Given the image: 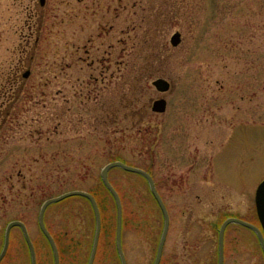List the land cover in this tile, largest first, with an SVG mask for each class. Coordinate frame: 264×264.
Returning <instances> with one entry per match:
<instances>
[{"label":"rangeland","instance_id":"rangeland-1","mask_svg":"<svg viewBox=\"0 0 264 264\" xmlns=\"http://www.w3.org/2000/svg\"><path fill=\"white\" fill-rule=\"evenodd\" d=\"M159 77L169 90L156 88ZM161 97L167 108L154 111ZM117 156L149 169L167 205L160 264H219L223 220L258 222L264 0H0V251L20 219L37 264H54L41 206L82 189L102 215L94 264H121L117 205L101 177ZM109 178L122 198L128 264H153L164 217L148 181L121 167ZM45 222L61 264H88V200L49 205ZM224 249L225 264H264L258 237L240 224L227 226ZM0 264H31L20 227Z\"/></svg>","mask_w":264,"mask_h":264},{"label":"water","instance_id":"water-1","mask_svg":"<svg viewBox=\"0 0 264 264\" xmlns=\"http://www.w3.org/2000/svg\"><path fill=\"white\" fill-rule=\"evenodd\" d=\"M40 1H41V4L45 3V0H40ZM181 38H182L181 32L176 31L171 37V43L173 45H178L181 42ZM29 73H30V70H27L24 73V76L27 77L29 75ZM153 84L160 91H167L170 89V86H171L170 81L163 78V77H159V78L155 79L153 81ZM152 108L154 111H158V112L165 111L167 108L166 98L161 97V98L156 99L153 102ZM113 167H121L127 171L140 173V174L144 175L149 182L151 191L154 194L156 200L158 201V203H159V205L163 211V214H164V228H163L162 235L160 238V242H159V246H158V250H157V255H156L155 261L153 263V264H160L162 254H163V250H164V245L166 242V238H167L169 226H170V215H169L168 208L164 202V199L162 198L161 194L159 193V191L156 187L154 178L150 172H148L147 170H145L139 166L128 164L122 160H114V161L107 163L103 167V169L101 171V175H102V179H103L105 185L108 187V189L113 194L115 201H116V205H117L116 242H117V249H118V252L120 254L122 264H128L126 254H125V251L123 248V243H122L123 205H122L121 196H120L118 190L115 188V186L113 185V183L109 179V171ZM73 195H83V196L87 197L91 201L93 208H94V211H95L96 231H95V236H94L91 254L89 257V261H88V264H94L96 252L98 249V243H99L102 223H101L100 208H99V205H98V202H97L95 196L92 193H90L86 190L73 189V190H69V191H66L64 193H61L60 195L49 197L48 199H46L44 201V203L42 204L41 210H40V214H39L40 226H41L42 231L44 232V234L47 236V238L49 239V241L51 243V246L53 249V254H54V264H60L59 249H58V246H57V243L55 241L54 236L52 235V233L50 232V230L48 229V227L45 223L44 216H45L46 208L50 204L61 201L65 198H67L69 196H73ZM255 200H256V208H257L258 216H259L263 230H261L257 225H255V224H253L247 220H244L242 218H238V217H234V216L228 217L222 223V225L220 227L219 264H224V234H225L226 226L230 223L235 222V223H239V224H242V225H245V226H248V227L254 229L259 235V238H260L263 250H264V179L259 183V185L256 189ZM15 226L21 227V229L24 233L25 239L28 242L29 247H30L32 264H37L36 251H35V247H34L32 239H31L28 227L24 221L19 220V219H15V220L10 221L6 227L5 242H4L3 249L0 253V262L7 252L9 242H10V233H11L12 228Z\"/></svg>","mask_w":264,"mask_h":264},{"label":"trees","instance_id":"trees-1","mask_svg":"<svg viewBox=\"0 0 264 264\" xmlns=\"http://www.w3.org/2000/svg\"><path fill=\"white\" fill-rule=\"evenodd\" d=\"M113 160H123V161H125V162H127L126 160H124L123 158H121L120 156H117V157H115ZM148 171H150L149 169H148ZM151 172V171H150ZM152 173V172H151ZM102 183H103V185L105 186V188L108 190V192L109 193H111L110 192V190L106 187V185L104 184V182L102 181ZM91 193H93L95 196H96V194L94 193V192H92V191H90ZM112 194V193H111ZM78 196H80V197H83V198H85L86 200H88L89 202H90V200L87 198V197H85V196H82V195H78ZM97 198V197H96ZM91 203V202H90ZM124 224H125V220H124V215H123V229H124ZM45 236V235H44ZM45 238H46V236H45ZM47 239V238H46ZM47 241H48V239H47ZM49 242V241H48Z\"/></svg>","mask_w":264,"mask_h":264},{"label":"flooded vegetation","instance_id":"flooded-vegetation-1","mask_svg":"<svg viewBox=\"0 0 264 264\" xmlns=\"http://www.w3.org/2000/svg\"><path fill=\"white\" fill-rule=\"evenodd\" d=\"M156 182V181H155ZM157 185V184H156ZM158 188V187H157ZM159 190V189H158ZM161 194V193H160ZM162 195V194H161ZM162 197H163V195H162ZM250 222H252V223H254V224H256L260 229H262V227H261V224H260V221H259V219H258V222H256V221H250ZM251 231H253V233L258 237V235H257V233H256V231L254 230V229H252V228H249ZM259 239V238H258Z\"/></svg>","mask_w":264,"mask_h":264}]
</instances>
